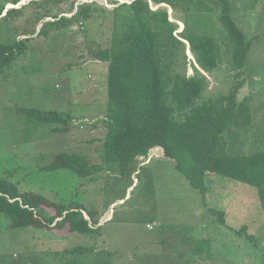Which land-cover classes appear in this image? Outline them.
<instances>
[{"label":"rangeland","instance_id":"obj_1","mask_svg":"<svg viewBox=\"0 0 264 264\" xmlns=\"http://www.w3.org/2000/svg\"><path fill=\"white\" fill-rule=\"evenodd\" d=\"M131 1L0 0L1 41L23 39L28 47L0 69V177L56 202L80 201L97 216L133 186L113 205L103 229L83 211L95 229L86 234L68 226L12 227L11 218L0 213V264H264V208L257 188L213 172L206 175L203 195L162 150L134 161L128 175L117 163H103L108 64L96 63L94 52L126 28L129 11L120 5ZM229 1L232 18L251 41L242 70L233 67L228 33L218 19L221 9L213 0H186L175 8L150 4L167 9L175 34L185 42L170 65L173 74H197L183 33L207 34L215 42L218 66L203 71L207 87L196 103L220 99L243 81L236 101L244 109V125L235 130L231 153L250 154L264 150V0ZM30 110L70 120L43 121ZM59 127L69 129L54 130ZM61 152L85 155L103 169L82 177L69 168H51ZM213 209L225 212V223ZM203 239L209 250L194 252ZM75 248L83 250L71 251Z\"/></svg>","mask_w":264,"mask_h":264},{"label":"trees","instance_id":"obj_2","mask_svg":"<svg viewBox=\"0 0 264 264\" xmlns=\"http://www.w3.org/2000/svg\"><path fill=\"white\" fill-rule=\"evenodd\" d=\"M151 1L175 8L186 0ZM213 2L221 9L218 19L228 33L233 67L242 70L251 41L232 18L230 1ZM120 6L129 11L126 28L113 35L110 46L94 52L97 60L108 63L107 132L101 149L103 163H117L120 173L128 175L134 161L149 157L151 151L162 150L166 158L175 161L190 185L203 195L208 190L206 175L220 173L257 188L264 208V150L250 154L231 153L235 148L232 140L235 130L244 125V109L236 101V93L243 81L220 99L196 103L207 87V76L203 71L211 72L218 66L213 38L192 31L188 35L183 33L199 68H195L197 74L192 77L173 74L170 65L175 62L179 44L185 42L175 34L177 25L168 19L167 9L152 8L150 0H132ZM63 21L65 25L71 23L70 19L63 18ZM27 48L23 39L15 42L0 39V69L9 66ZM28 113L43 121L68 124L70 120L57 112L30 110ZM179 115L184 117L179 119ZM229 144H233V148ZM50 167L69 168L82 177H90L103 169L102 164H91L85 155L68 152L57 154ZM83 211L88 212L93 224L100 222L95 211L87 209L80 201L56 202L43 194L23 191L17 183L0 177V213L11 218L12 227L68 226L71 232H94ZM212 212L219 215L220 222H226L225 212L214 209ZM55 222L57 225L53 226ZM253 238L251 235L250 239ZM196 244L194 252L198 253L200 248L209 250L206 239Z\"/></svg>","mask_w":264,"mask_h":264},{"label":"crops","instance_id":"obj_3","mask_svg":"<svg viewBox=\"0 0 264 264\" xmlns=\"http://www.w3.org/2000/svg\"><path fill=\"white\" fill-rule=\"evenodd\" d=\"M94 60V59H93ZM96 63H99L100 65L102 64H108L107 62H104V61H101V60H95ZM107 66V65H106ZM93 95V94H92ZM94 96V95H93ZM92 96V97H93ZM89 97V96H87ZM86 97V98H87ZM135 184V183H134ZM133 184V185H134ZM133 186H130L129 188H127L126 190V195L125 196H122L120 198H117L116 200H114V202H112L110 205H109V208L108 210H104V213H101L100 216H97V212H96V218H98L100 220V222L98 224H96L97 226H101V228L103 229V227L110 222V220L112 219V216H113V205H116L117 202L120 203L122 202L123 200H125L131 193V189H132ZM106 211V212H105ZM56 223V222H55ZM55 223L53 224V226L55 225ZM90 225L92 226V223H90ZM100 228V230H101ZM101 232V231H100Z\"/></svg>","mask_w":264,"mask_h":264},{"label":"built area","instance_id":"obj_4","mask_svg":"<svg viewBox=\"0 0 264 264\" xmlns=\"http://www.w3.org/2000/svg\"><path fill=\"white\" fill-rule=\"evenodd\" d=\"M154 225L153 224H148V228H152Z\"/></svg>","mask_w":264,"mask_h":264},{"label":"bare ground","instance_id":"obj_5","mask_svg":"<svg viewBox=\"0 0 264 264\" xmlns=\"http://www.w3.org/2000/svg\"><path fill=\"white\" fill-rule=\"evenodd\" d=\"M28 1V0H27ZM30 1V0H29ZM101 1V0H100ZM123 1V0H122ZM25 2L23 1L22 2V4H24ZM104 4H105V2H104ZM9 6L11 7L12 6V4H9Z\"/></svg>","mask_w":264,"mask_h":264}]
</instances>
